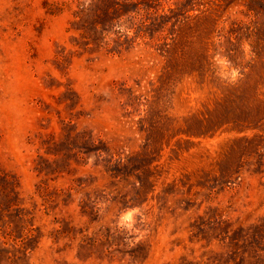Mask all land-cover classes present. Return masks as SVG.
<instances>
[{
	"label": "rangeland",
	"instance_id": "1",
	"mask_svg": "<svg viewBox=\"0 0 264 264\" xmlns=\"http://www.w3.org/2000/svg\"><path fill=\"white\" fill-rule=\"evenodd\" d=\"M0 264H264V0H0Z\"/></svg>",
	"mask_w": 264,
	"mask_h": 264
},
{
	"label": "trees",
	"instance_id": "2",
	"mask_svg": "<svg viewBox=\"0 0 264 264\" xmlns=\"http://www.w3.org/2000/svg\"><path fill=\"white\" fill-rule=\"evenodd\" d=\"M118 6H114V7H112V8H110L111 9V11L110 12H112V10H115V9H117L118 10ZM108 20H106V23H108L107 22ZM107 25V24H106ZM96 26L99 28L100 27V24H96ZM106 29H103V34L105 35L106 34ZM104 38H106V35L104 36Z\"/></svg>",
	"mask_w": 264,
	"mask_h": 264
}]
</instances>
